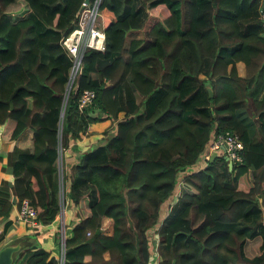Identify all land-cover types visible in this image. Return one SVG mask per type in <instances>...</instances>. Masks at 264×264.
<instances>
[{
    "label": "trees",
    "instance_id": "16d2710c",
    "mask_svg": "<svg viewBox=\"0 0 264 264\" xmlns=\"http://www.w3.org/2000/svg\"><path fill=\"white\" fill-rule=\"evenodd\" d=\"M83 1L0 0V138L13 142L0 149L11 174L0 177V241L24 198L41 225L14 231L12 264H264V0H101L105 47L85 51L67 91L61 38ZM85 88L93 100L79 109ZM102 120L92 134L103 142L64 170L61 202L59 149L77 150ZM225 131L243 141L242 160L214 155L192 170ZM179 176L190 189L163 215Z\"/></svg>",
    "mask_w": 264,
    "mask_h": 264
},
{
    "label": "built area",
    "instance_id": "2783aa9c",
    "mask_svg": "<svg viewBox=\"0 0 264 264\" xmlns=\"http://www.w3.org/2000/svg\"><path fill=\"white\" fill-rule=\"evenodd\" d=\"M100 3L101 0H84L81 8L76 14V25L67 35L61 38V44L71 59L70 75L68 80V84L70 85L72 84V81L78 71L81 69L82 57L85 51L88 49H103L105 47V26L101 22L102 15ZM260 16L264 20V9L261 10ZM93 96L94 91L92 89H83L78 98L79 109H83V107L91 103ZM219 147L223 148L226 159L230 163L242 160L244 149L243 141L235 132L225 131L224 133L214 135L213 140L209 143L207 148L203 150L199 157L201 161V163H199L200 166L205 165L207 160L210 158V150L212 148ZM62 161L63 155L61 149H59L57 157V174L59 183L58 194L61 202L63 201L64 196V170L62 165L60 168V163ZM179 174L182 176V171H180ZM181 176H179L176 186L179 184L184 185V181ZM171 205L172 202H169V205L166 204L165 208L169 210ZM64 212L65 206L62 203L59 229L63 238L65 236ZM36 215L37 212L35 207L28 201L27 198L22 199L18 208V218L20 221H23L30 226V232H34L41 226L40 222L36 219ZM62 259L63 257L61 255V264Z\"/></svg>",
    "mask_w": 264,
    "mask_h": 264
},
{
    "label": "crops",
    "instance_id": "0c3cea01",
    "mask_svg": "<svg viewBox=\"0 0 264 264\" xmlns=\"http://www.w3.org/2000/svg\"><path fill=\"white\" fill-rule=\"evenodd\" d=\"M263 4V1H261V4ZM101 15H102V18H101V22L103 23V25L105 26L106 23L109 21V17L106 16L105 14H103L101 12ZM261 16H259L260 18ZM262 18V17H261ZM264 21V20H262ZM260 35H263V32L260 31L259 33ZM237 68L239 70V72L241 74H244L245 73V66L243 64L242 61H238L237 62ZM264 82V81H263ZM209 88V86L207 87ZM123 112H120L119 115H122ZM109 123L108 120H102V121H98V122H94L92 124L89 125L88 127V131H87V134L89 133V135H87L86 137H84L83 139L80 140V143L79 141H76V143H78V147H77V150L76 149H72V150H65L64 151V163L66 164L67 168H65V170L67 171L70 167V164H72L73 162H76L78 160L77 156L78 154L81 152V151H84V150H87V149H90L92 148V145H90L89 143L96 140L98 143L99 142H103V141H98V139L96 138V135L95 134H92L93 132H96V133H100V131H102V129L104 128V126H106L107 124ZM4 125L3 124H0V131L2 130V127ZM115 130V128H112L110 133L109 134H112L113 131ZM214 133L211 134L210 138L208 139L206 145H205V149L207 148V146L209 145V143L213 140L214 138ZM12 140H7V139H1L0 138V149H3V150H8L11 145H12ZM210 158L214 157V155H225L224 154V151H223V148L222 147H219V148H212L210 150ZM201 155V154H200ZM200 157V156H199ZM201 161H200V158L197 162L194 163V165L192 166V170H195L200 166ZM229 165H230V162H229ZM250 173V176H251V171L249 172ZM4 175V177L6 179H11V174L8 173V172H3L0 170V177ZM185 185V183H184ZM175 191H177V187L176 189L173 191V193H171V195L169 196V198L165 201L166 203L168 202H172V204L176 201V199H174L172 197V194L175 193ZM18 206L17 205H13L12 208H11V211H10V214H9V218L12 220V224H11V227L9 228L7 234L5 235L7 237V241H2L0 243V248L9 243L11 241V239H13V233L16 229H18L19 231H23L26 227V224L25 222L23 221H20L19 218H18ZM65 214V213H64ZM60 221L58 222V225H59ZM3 224H4V219L0 218V231L2 230V227H3ZM57 225V224H56ZM55 227L52 226L48 229H45V230H42L38 233H36L35 237L36 239L39 241V242H44L45 240L47 239H50L51 236L54 234L53 232L54 231ZM34 240V239H33Z\"/></svg>",
    "mask_w": 264,
    "mask_h": 264
},
{
    "label": "rangeland",
    "instance_id": "374dc122",
    "mask_svg": "<svg viewBox=\"0 0 264 264\" xmlns=\"http://www.w3.org/2000/svg\"><path fill=\"white\" fill-rule=\"evenodd\" d=\"M25 6H24V3L22 2V1H19V2H16V4L15 5H11V7H10V10H12V11H15V10H17V9H22V8H24ZM102 142H97L96 140H94V141H92V142H90L89 144L90 145H92V148H94V147H96V146H98V145H100ZM229 163V162H228ZM61 165H62V167H63V170H65V168H67V166H66V164L64 163V158H63V161L60 163V168H61ZM65 177V176H64ZM181 184H179L178 186H176L175 185V189H176V187H177V189H178V187L180 186ZM183 186H185V187H188V189H190V187L185 183V185H183ZM174 189V190H175ZM165 204V203H164ZM168 212V210L166 209V208H164V209H161V214H163V215H165L166 213ZM165 213V214H164ZM74 214V213H73ZM163 217L161 216V219H162ZM262 218L263 217H261V220H262ZM102 226H103V228H104V230L106 231V232H110L111 231V219L110 218H105V219H103V223H102ZM156 227V228H155ZM155 229L157 230L158 229V226L157 225H153L152 226V228L148 231V232H151V235L154 237V238H156V235H155V233L153 234V232L155 231ZM154 230V231H153ZM149 237H150V235H149ZM8 239H7V237L5 236L1 241H0V243L2 242V241H7ZM150 250H153V248H154V246H151V244H150Z\"/></svg>",
    "mask_w": 264,
    "mask_h": 264
},
{
    "label": "water",
    "instance_id": "95a60500",
    "mask_svg": "<svg viewBox=\"0 0 264 264\" xmlns=\"http://www.w3.org/2000/svg\"><path fill=\"white\" fill-rule=\"evenodd\" d=\"M70 89V84H68L67 91ZM209 94H212V89L209 87ZM63 115V110L61 111ZM20 247L19 243H7L0 248V264H12L13 253L17 251Z\"/></svg>",
    "mask_w": 264,
    "mask_h": 264
},
{
    "label": "clouds",
    "instance_id": "9594fccd",
    "mask_svg": "<svg viewBox=\"0 0 264 264\" xmlns=\"http://www.w3.org/2000/svg\"><path fill=\"white\" fill-rule=\"evenodd\" d=\"M68 86V85H67ZM226 157V156H225ZM231 164V163H230Z\"/></svg>",
    "mask_w": 264,
    "mask_h": 264
}]
</instances>
